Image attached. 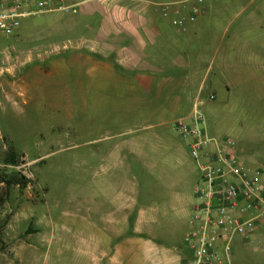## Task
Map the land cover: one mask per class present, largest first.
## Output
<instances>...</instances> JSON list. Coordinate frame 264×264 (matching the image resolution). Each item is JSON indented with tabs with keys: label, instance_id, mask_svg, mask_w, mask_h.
I'll list each match as a JSON object with an SVG mask.
<instances>
[{
	"label": "rangeland",
	"instance_id": "374dc122",
	"mask_svg": "<svg viewBox=\"0 0 264 264\" xmlns=\"http://www.w3.org/2000/svg\"><path fill=\"white\" fill-rule=\"evenodd\" d=\"M104 1H144L159 10L186 4ZM96 2L64 0L68 10L27 17L14 35L0 39V177L19 171L28 181L23 188L9 186L0 205V264H176L188 255L182 237L200 171L173 124L138 131L140 121H149L128 107L131 93L116 81L92 76L84 64L83 43L91 34L85 24L101 17L89 12ZM187 2L200 5L201 22L246 25L237 33L264 41V0ZM74 53L83 55L80 62L70 60ZM257 93L247 105L241 101L234 111L207 117L214 126L223 119L225 130L238 123L245 132L247 124L256 160L264 166V145L257 141L264 137V94ZM162 130L169 148L153 136ZM122 131L125 139L145 136L153 151L138 161L128 147L122 150L123 164L108 168L111 159L101 156L113 155ZM9 147L15 164L3 163ZM100 179L109 186L101 189ZM118 183L125 191H140V220L135 208L117 223L89 209L91 204L113 208ZM231 259L264 264V216L247 239H234Z\"/></svg>",
	"mask_w": 264,
	"mask_h": 264
},
{
	"label": "crops",
	"instance_id": "0c3cea01",
	"mask_svg": "<svg viewBox=\"0 0 264 264\" xmlns=\"http://www.w3.org/2000/svg\"><path fill=\"white\" fill-rule=\"evenodd\" d=\"M105 3L104 0H97L96 7L90 8L89 12L99 14L100 20L85 24L91 32L83 43L85 54L74 53L70 55V60L78 63L83 56V62L92 76L116 81L117 85L131 93L129 99L132 102L128 103V107L138 110L140 118L149 121L147 124L140 121L138 131H142L144 125L170 126L175 118L189 115L196 104L205 114L208 136L218 141L233 139L236 142L235 152L248 167L263 164L256 160L257 152L253 149L257 147H254V136L246 133L247 124L245 132L238 123L225 130L223 119L220 120L222 123L214 122V126L207 117L216 110L234 111L241 101L247 105L249 100L254 99L256 91L259 92L256 97L260 93L263 97V39L237 33L239 27L246 25L237 24L235 28L230 23L201 22L198 18L200 5L197 6L198 14L190 21L184 6L159 10L144 1L121 5L115 1ZM204 11L206 8H202ZM173 15L182 18L183 22L177 24L176 18H171ZM210 95L213 97L210 98ZM125 132L122 131L121 141L114 144L113 155L101 156L102 160L111 159V162L107 161L108 168L123 164L120 161L122 150L128 147L131 150L129 153L135 155L138 161L141 157L151 156L153 149L148 138L139 135L125 139ZM163 132L155 131L153 136L155 141L169 148V140L163 137ZM183 139L187 147V139ZM257 141L264 145L262 135ZM145 142L149 143L148 147H145ZM97 184L101 189L109 186L101 179ZM120 185H113L117 191L113 208L100 209L97 204H91L89 209L96 213L101 210L99 213L106 217V221L117 223L122 220L120 215L128 214L135 208L136 217L140 220V191H125ZM89 188L94 189V185L90 184Z\"/></svg>",
	"mask_w": 264,
	"mask_h": 264
},
{
	"label": "built area",
	"instance_id": "2783aa9c",
	"mask_svg": "<svg viewBox=\"0 0 264 264\" xmlns=\"http://www.w3.org/2000/svg\"><path fill=\"white\" fill-rule=\"evenodd\" d=\"M184 1L187 19L194 20L197 5ZM69 8L64 0H0V39L14 35L27 17ZM182 22L179 18L176 23ZM172 124L187 139L200 171L193 188L196 202L182 237L188 255L176 264H235L234 239H247L264 216V166L248 167L235 152L233 139L208 136L204 114L196 104L189 115L175 118Z\"/></svg>",
	"mask_w": 264,
	"mask_h": 264
},
{
	"label": "trees",
	"instance_id": "16d2710c",
	"mask_svg": "<svg viewBox=\"0 0 264 264\" xmlns=\"http://www.w3.org/2000/svg\"><path fill=\"white\" fill-rule=\"evenodd\" d=\"M4 164H15L16 159L14 157V151L12 147H9L8 153L3 160ZM27 179L24 175H22L19 171L10 175L9 177H0V183H3V187L0 190V205L2 200H4V196L7 195L8 187L11 185H17L19 188H23L27 184Z\"/></svg>",
	"mask_w": 264,
	"mask_h": 264
}]
</instances>
